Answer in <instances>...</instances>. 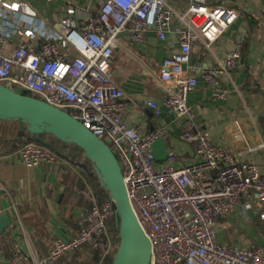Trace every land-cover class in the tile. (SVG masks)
<instances>
[{"label":"built area","instance_id":"1","mask_svg":"<svg viewBox=\"0 0 264 264\" xmlns=\"http://www.w3.org/2000/svg\"><path fill=\"white\" fill-rule=\"evenodd\" d=\"M81 12L69 5L56 27L25 0H0V84L30 91L69 112L110 146L134 213L151 241L150 264H264L261 248L228 245L220 241L217 229V219L237 204L264 201V175L256 163L238 160L226 145L212 142L188 103L198 84L187 69L194 48L199 41L211 47L235 22L237 11L207 0H189L183 10L168 0H102L97 13ZM174 22L177 26L170 31ZM150 29L158 40L172 32L179 44L165 56L156 75L165 105L185 121L182 139L196 144V159L182 167L175 165V152L161 164L155 159L154 143L168 136L165 128L142 132L123 118L128 104L115 81L119 36L127 33L131 42L142 44ZM243 49L244 38L239 36L215 66L199 68L213 96L225 99L236 91L222 86L221 78L238 66ZM230 126L237 138H244L238 120ZM5 157L29 167L58 168L63 162L60 154L35 140ZM70 190L90 207L74 234L55 236L43 257L14 241L9 264H56L85 247L98 251L102 259L111 254L114 245L107 221L116 217L114 202H99L88 185L75 182ZM261 217L264 220V211Z\"/></svg>","mask_w":264,"mask_h":264},{"label":"crops","instance_id":"2","mask_svg":"<svg viewBox=\"0 0 264 264\" xmlns=\"http://www.w3.org/2000/svg\"><path fill=\"white\" fill-rule=\"evenodd\" d=\"M25 1L50 24L59 27V20L69 5L79 7L83 14L93 15L102 0ZM168 1L181 10L189 3V0ZM207 1L235 9L238 17L211 47L199 41V46L194 48L187 69L197 76L198 84L189 93L188 103L196 111L197 125L207 132L212 142L226 145L238 160L256 163L264 175V0ZM176 26L174 22L170 31ZM170 31L166 40H158L150 29L148 40L142 44L131 42L127 33L120 35L115 81L125 92L126 124L142 132L165 128L168 136L154 143L155 159L161 164L170 152H175V165L182 167L196 159V144L182 139L185 121L165 105V91L156 75L165 56L179 48L175 34ZM239 36L244 38L242 60L221 78L222 86L236 91L225 99L215 97L199 68L215 66ZM11 49L8 46V52ZM234 120L239 121L242 139L237 138V132L234 135L230 131ZM256 141H261L263 146L250 148ZM69 149L66 147V151ZM238 151L243 154L239 156ZM6 155L0 156V212L10 216L11 224L0 232V264L10 263L14 241H20L25 250L31 248L40 257L46 256L50 241L55 236L74 234L85 213L83 202L77 198L79 194L70 190L72 184L85 177L66 157L62 156L60 167L53 168L29 167L8 160ZM263 211L264 201L255 205L237 204L230 214L217 219L220 241L264 251ZM39 222H45L50 239L43 253L32 237L34 224ZM6 237L10 241H5ZM88 258V250L82 248L59 264H67L68 260L87 262Z\"/></svg>","mask_w":264,"mask_h":264},{"label":"water","instance_id":"3","mask_svg":"<svg viewBox=\"0 0 264 264\" xmlns=\"http://www.w3.org/2000/svg\"><path fill=\"white\" fill-rule=\"evenodd\" d=\"M14 119H20L25 124L23 128L34 136L51 133L61 141L74 143L84 150L85 157L94 165L100 184L116 206L119 245L113 264H150L151 241L134 213L122 168L110 146L69 112L0 84V120ZM31 140L38 142L36 137ZM10 224V216L0 212V232Z\"/></svg>","mask_w":264,"mask_h":264},{"label":"trees","instance_id":"4","mask_svg":"<svg viewBox=\"0 0 264 264\" xmlns=\"http://www.w3.org/2000/svg\"><path fill=\"white\" fill-rule=\"evenodd\" d=\"M23 93L31 95L30 91H23ZM24 126L25 124L20 119L0 120V156L14 152L22 144L36 137L39 143L46 146L48 145L52 150L66 157L69 162L82 172L85 179L83 180L80 178L78 181L80 187L89 184L94 190L99 202L111 199L108 191L100 184L93 163L85 157L84 150L81 147L74 143H65L47 132L34 136L24 129ZM66 147L70 148L69 151H66ZM77 198L83 202L84 212H88L90 207L83 196L77 195ZM107 226L114 245L111 254L107 258L102 259L98 251L85 247L89 253L87 262L68 260L67 264H113L119 245V218L117 216L110 218L107 221ZM45 227V222L36 223L34 224V232H32L36 247L41 253L48 247V241H50L48 231ZM51 243L52 240L49 245H51ZM60 262H62V260H58L56 264Z\"/></svg>","mask_w":264,"mask_h":264}]
</instances>
